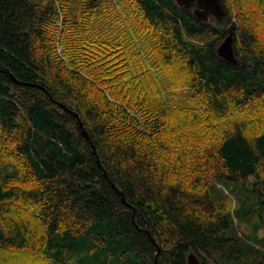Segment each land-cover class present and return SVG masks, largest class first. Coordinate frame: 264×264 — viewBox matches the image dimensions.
Instances as JSON below:
<instances>
[{
  "label": "trees",
  "instance_id": "obj_1",
  "mask_svg": "<svg viewBox=\"0 0 264 264\" xmlns=\"http://www.w3.org/2000/svg\"><path fill=\"white\" fill-rule=\"evenodd\" d=\"M222 1L0 0V264H264V0Z\"/></svg>",
  "mask_w": 264,
  "mask_h": 264
},
{
  "label": "rangeland",
  "instance_id": "obj_2",
  "mask_svg": "<svg viewBox=\"0 0 264 264\" xmlns=\"http://www.w3.org/2000/svg\"><path fill=\"white\" fill-rule=\"evenodd\" d=\"M211 194L215 201H221L230 209L238 230L255 240L254 229L259 219V204L254 194L249 192L245 186L230 181H215ZM258 236L264 237V230L259 231Z\"/></svg>",
  "mask_w": 264,
  "mask_h": 264
},
{
  "label": "water",
  "instance_id": "obj_3",
  "mask_svg": "<svg viewBox=\"0 0 264 264\" xmlns=\"http://www.w3.org/2000/svg\"><path fill=\"white\" fill-rule=\"evenodd\" d=\"M178 4L192 7L196 17L203 21H208L211 16L225 17L227 12L222 0H175ZM218 53L225 60L239 64L234 49L233 34L230 33L218 47ZM79 117L78 114H75ZM83 126V123H81ZM87 134V131H85ZM122 197L123 193L120 191ZM157 261V260H156ZM188 264H201L199 256L191 252L188 256Z\"/></svg>",
  "mask_w": 264,
  "mask_h": 264
}]
</instances>
